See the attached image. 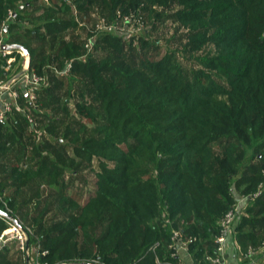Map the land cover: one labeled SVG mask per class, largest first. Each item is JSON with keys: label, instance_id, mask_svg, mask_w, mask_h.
Listing matches in <instances>:
<instances>
[{"label": "trees", "instance_id": "1", "mask_svg": "<svg viewBox=\"0 0 264 264\" xmlns=\"http://www.w3.org/2000/svg\"><path fill=\"white\" fill-rule=\"evenodd\" d=\"M38 1L0 0L5 41L26 46L30 68L49 74L33 107L42 117L40 134L15 109L0 122V208L6 210L7 202L18 212V190L26 183L53 178V187H61L60 165L48 158L60 153L64 139L58 127L59 88L69 79H88L97 101L76 102L81 106L76 114L83 126L97 129L96 136L72 145L88 162L97 158L98 187L66 222L43 231L39 221L36 234L48 259L66 257L70 235L91 228L92 247L103 264H180L169 247L172 232L180 229L192 237L188 251L195 264H211L207 255L216 252L220 222L236 203L234 185L249 203L233 236L242 249L258 243L264 230V0H172L181 6L175 16L190 28V50L212 46L193 55L196 64L189 68L172 50L159 59L147 52L139 62L126 59L122 39L108 33L94 48L104 49L103 56L81 59L82 45L59 35L77 25L74 4L83 9L95 0ZM169 1L115 0L114 5L122 3L123 12L142 5L155 19L160 13L152 6ZM60 13L65 16L57 18ZM49 38L53 47L45 54L38 49ZM11 55L15 61L8 70L7 57L0 58L1 79L22 70L24 56L18 50ZM68 63L69 71L58 73ZM26 97L22 92L23 105ZM62 109L69 114L68 100ZM6 226L0 219V231ZM5 249L0 264H8Z\"/></svg>", "mask_w": 264, "mask_h": 264}, {"label": "rangeland", "instance_id": "2", "mask_svg": "<svg viewBox=\"0 0 264 264\" xmlns=\"http://www.w3.org/2000/svg\"><path fill=\"white\" fill-rule=\"evenodd\" d=\"M39 1L42 2L41 0ZM39 1L37 2L38 4ZM67 1L73 3L74 0ZM114 1L115 0H95L91 6L83 9H80L74 4L75 8L73 13L77 25L61 32L59 36H66L71 41H75L82 45L79 58L88 60L91 55L98 58L99 56H103V54H105L104 49L95 51L94 48L95 44L99 43L100 38L104 36L103 34L107 33L122 39L124 44L122 55L124 58L133 60L132 57H134L137 62H139L140 54H146L147 52L152 55L154 53L155 58L159 59L167 54L168 51L172 50L175 52V57L179 58L184 66L189 68L196 64L193 55L206 54L212 47L206 44L200 51L190 50L191 48L188 44L190 38L186 37L190 28L188 25L179 21L177 16H175V13L181 8L175 1H169L168 6L165 7L153 5V9L158 10L160 13V17L155 19L154 14L143 9L142 5L136 11L123 12L121 9L123 4L117 3L114 5ZM113 6H116L114 9L115 12L111 13V7L113 8ZM63 16L65 15L60 13L56 17L61 18ZM146 30H148L147 34H145ZM131 40L134 42L133 48H130ZM50 41L51 38L48 39V42L45 41L38 50H44L45 54L49 53L53 47ZM145 41L148 42L147 45L142 46ZM113 52L117 53L115 50ZM24 58L23 66L26 61V56ZM56 67H58V65ZM48 75L49 74L43 75V83L48 82ZM68 82L62 83L59 88L60 104L58 109L60 113H58V127L60 130L59 136L64 139L60 144V153L58 155L48 156V158L58 161L57 163L60 165L58 167L59 175L57 181L60 182L61 187L58 190L53 187V178H50V181L42 180L41 182L33 181V183H26L18 190L17 197L20 206L17 208L18 212L14 213L21 222L31 226L33 230L31 238L35 237L36 242L40 241L43 250L46 248L43 246L41 238L36 234L39 221L43 219V231H45L48 230V227L53 225V223L66 222L69 213L79 212V208L84 206L97 189L98 177L100 174V164L97 158L94 157L88 162L87 157L82 156L84 155L83 152L80 153L76 151V149H73L74 147L72 145L73 143L82 144L84 140L96 136L97 129H93L86 125L83 126L82 118L80 119L76 114V111L81 109V106H78L76 102L82 101L86 103L90 99L97 101L88 90L92 82L88 79L82 80L81 82V80L77 78L69 79ZM67 100L70 109L69 114H66L62 109ZM37 103L38 101L36 104ZM32 113V116H35V118L38 117L36 120L39 123V119H42V117L36 116L34 110ZM77 113H80V110H78ZM39 126L34 125L33 127H35L40 134L42 131ZM64 132H66V134L69 133V135H65ZM64 144H71L66 148L67 151H63L62 149ZM81 156L82 158H80ZM20 164L24 165L25 163ZM8 182H10V180ZM20 182L22 181L20 180ZM263 184L259 185L258 191L260 189L263 190ZM233 189V194L236 198L235 204L246 209L249 203V197L242 194V188L237 185H234ZM263 231L259 232V239L264 235ZM92 233L93 230L91 228L87 229L85 233L82 228H78L70 235L69 242L63 248V251L68 253L66 257L61 258L62 260H50L48 259V255L46 259L51 263L68 261L77 264L79 262L93 260H98L99 263H103L99 256H95L92 247ZM36 242L31 243L30 239V246H34ZM15 246L16 243L10 245V252L6 254L8 258L5 259L8 264H23V257L19 254ZM2 253H5L4 250Z\"/></svg>", "mask_w": 264, "mask_h": 264}, {"label": "built area", "instance_id": "3", "mask_svg": "<svg viewBox=\"0 0 264 264\" xmlns=\"http://www.w3.org/2000/svg\"><path fill=\"white\" fill-rule=\"evenodd\" d=\"M48 1V0H45ZM12 10H9L8 18L12 16ZM4 25L0 27V46L4 43H7L4 38ZM13 50H2L0 48V58L7 57V64L5 70L11 67L12 63L15 61V56H11ZM22 56H26V61L23 66V69L12 75L10 78L1 79L0 78V90L3 93L0 96L7 94L8 97L3 100L0 107V122L4 123L9 112H12L14 109L24 113L28 119L31 128L34 125H38L37 118L32 116L33 107L38 101V91L37 89L44 81V77L37 73L34 69L30 68V59L28 55H24L20 51ZM71 67V63H68L67 66L61 71L58 70V73H67ZM24 92L27 95V104L23 105L20 102L21 93ZM262 190L260 189L255 193L256 196H260ZM0 200L2 197L0 195ZM6 206V212L13 214L15 220L7 219L6 217L0 215V219H3L7 226L0 231V252L7 246H10L13 243H16V248L19 251L20 255L23 257V261L26 264H74L70 262L60 261L56 263H51L46 258L49 255L48 250H43L41 248V242L37 241L34 246H30L31 234L33 230L31 226L24 224L18 219V217L13 213V210L10 209L7 202H4ZM240 214V209L237 204L226 212V215L220 222L219 234L217 235L216 241V252L212 255H207V259L212 264H227L226 254L228 252L230 237L233 236V229L235 222ZM172 241L169 247L172 249V257H176L179 254L180 248L188 249V244L192 240V237L185 236L180 229H175L173 232ZM158 244V242H157ZM157 244L151 247V250L154 251ZM240 256L242 259V264H264V237L258 243H250L244 249L240 248ZM159 259L157 258V262ZM103 264L99 263L98 260L79 262L77 264ZM169 263V262H168Z\"/></svg>", "mask_w": 264, "mask_h": 264}, {"label": "crops", "instance_id": "4", "mask_svg": "<svg viewBox=\"0 0 264 264\" xmlns=\"http://www.w3.org/2000/svg\"><path fill=\"white\" fill-rule=\"evenodd\" d=\"M7 94H4V96H0V107L2 105L3 100L6 99V97H8L9 94L8 95ZM238 207L240 209V213H242L243 210H245V208L241 207L240 205ZM9 247L10 246H7L6 249H8L9 252H10V248ZM239 247L241 248V244L236 242L234 236H231L230 237V241H229V247H228L229 250H228V252L226 254L227 264H242L243 263L242 259H241V256H240ZM178 251H179V254H178L179 260H178V262L180 264H195V262L193 260V257L191 255L190 251H188V249L180 248ZM23 263L26 264L25 262H23Z\"/></svg>", "mask_w": 264, "mask_h": 264}, {"label": "water", "instance_id": "5", "mask_svg": "<svg viewBox=\"0 0 264 264\" xmlns=\"http://www.w3.org/2000/svg\"><path fill=\"white\" fill-rule=\"evenodd\" d=\"M0 48L2 50H18V51H22L24 53V55H28L29 56V59H31V56L29 55V51H28V48L26 46H23L21 44H18V43H10V42H7V43H4L0 46ZM3 93L2 90H0V94ZM0 215L6 217L7 219H13V220H17L15 219L14 215L12 214H9L8 212H6L5 210L1 209L0 208ZM87 264H94V263H87Z\"/></svg>", "mask_w": 264, "mask_h": 264}]
</instances>
